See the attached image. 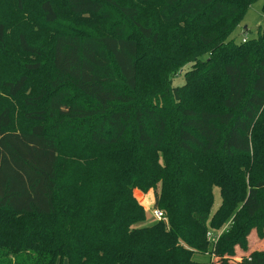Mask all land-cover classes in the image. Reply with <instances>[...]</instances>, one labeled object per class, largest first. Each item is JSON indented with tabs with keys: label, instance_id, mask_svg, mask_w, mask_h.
Segmentation results:
<instances>
[{
	"label": "trees",
	"instance_id": "obj_1",
	"mask_svg": "<svg viewBox=\"0 0 264 264\" xmlns=\"http://www.w3.org/2000/svg\"><path fill=\"white\" fill-rule=\"evenodd\" d=\"M138 1L160 8L176 51L201 44L208 57L176 87V57L143 63L166 76L141 96L140 40L158 45L160 32L113 0H66L74 16L117 8L141 38L121 26L103 36L63 33L47 90L24 97L36 65L1 83L0 264H214L195 260L208 253L209 228L222 264L238 249L247 254L240 264H264V250H252L264 240V30L225 43L256 0ZM41 10L57 21L51 0ZM4 32L0 23V43ZM20 48L38 52L24 36ZM9 99L27 108L20 132ZM63 130L75 150L61 156ZM136 191H153L165 220L146 224Z\"/></svg>",
	"mask_w": 264,
	"mask_h": 264
},
{
	"label": "rangeland",
	"instance_id": "obj_2",
	"mask_svg": "<svg viewBox=\"0 0 264 264\" xmlns=\"http://www.w3.org/2000/svg\"><path fill=\"white\" fill-rule=\"evenodd\" d=\"M45 0H0V23H3L5 32L3 41L0 43V86L3 80L17 77L20 72L25 71L27 65H36L31 72V79L29 87L27 88L24 97L29 95L38 96L41 89H48V81L52 76V49L56 37L60 34L72 32L80 36H103L110 35L113 28L121 26L124 29V36L135 37L140 40V33L134 23L124 17L121 12L110 5H106L105 12L100 15L74 16L68 12L66 0H51L57 12V21L55 23H48L41 10V4ZM119 6L136 8L139 11L137 23L146 27H150L153 31L160 32V40L158 45H154L148 40L141 39L140 41V57L142 58L140 64V81L139 94L145 96L149 91L164 87L163 79L166 74H158L150 69L149 66L143 67V63H148L154 57H176L179 62L177 70L172 77L173 85H186L187 77L193 74L192 65H196L201 59L208 57V49L199 44L193 46L191 50L185 51L180 45H170L174 41L170 34L172 31L163 25L161 20L160 8L156 4L143 5L138 0H113ZM264 0H256L253 2L248 10L241 16L239 23L235 30H233L226 42L245 43L247 40L255 39L264 30V14H263ZM20 36H24L26 42L32 47L36 48L38 52L29 54L20 48ZM245 40V42H244ZM186 55L192 53L191 60H186ZM195 60V62L193 61ZM193 61V62H191ZM148 65V64H147ZM151 87V88H150ZM156 92L158 90H155ZM3 96H6L0 90V110L3 109ZM7 97V96H6ZM23 97V98H24ZM22 98V99H23ZM19 100V99H18ZM16 99H9V106L14 116V130L20 132L21 128L26 126V121L22 119L27 108L19 104L20 101ZM45 104H38L41 108ZM69 132L63 130L59 141L63 147V155H67L75 150V147L68 143ZM137 192V191H136ZM134 193V197L143 206L146 212V224L150 225L156 222L152 218V203L146 204V197L151 194L154 197L153 191L138 195ZM221 205V197L219 190H214V204L212 212L214 213ZM211 233L212 236H209ZM215 232L209 228L207 233L208 241L214 244ZM217 240V239H216ZM252 250H264V240H254ZM207 254L195 255V260L202 261H219L214 264H222L226 257L214 256L211 251V245ZM240 255H247L246 252L238 249V257L229 258L232 264H240ZM214 259V260H213Z\"/></svg>",
	"mask_w": 264,
	"mask_h": 264
},
{
	"label": "built area",
	"instance_id": "obj_3",
	"mask_svg": "<svg viewBox=\"0 0 264 264\" xmlns=\"http://www.w3.org/2000/svg\"><path fill=\"white\" fill-rule=\"evenodd\" d=\"M244 42H245V40H244ZM151 214H152V218H154L156 221L165 220L164 213L161 210H159V209L153 208ZM209 236H212V235L209 233ZM215 240H216V238L214 239V241Z\"/></svg>",
	"mask_w": 264,
	"mask_h": 264
},
{
	"label": "water",
	"instance_id": "obj_4",
	"mask_svg": "<svg viewBox=\"0 0 264 264\" xmlns=\"http://www.w3.org/2000/svg\"><path fill=\"white\" fill-rule=\"evenodd\" d=\"M138 195L142 194L141 192H137ZM146 204L151 205L152 203V207L155 205V198H153V196L151 194H148L146 197Z\"/></svg>",
	"mask_w": 264,
	"mask_h": 264
},
{
	"label": "crops",
	"instance_id": "obj_5",
	"mask_svg": "<svg viewBox=\"0 0 264 264\" xmlns=\"http://www.w3.org/2000/svg\"><path fill=\"white\" fill-rule=\"evenodd\" d=\"M137 193V192H136Z\"/></svg>",
	"mask_w": 264,
	"mask_h": 264
}]
</instances>
